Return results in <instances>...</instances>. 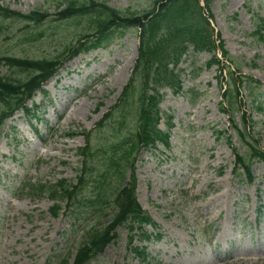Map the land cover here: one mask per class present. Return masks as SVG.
Segmentation results:
<instances>
[{"label": "rangeland", "instance_id": "obj_1", "mask_svg": "<svg viewBox=\"0 0 264 264\" xmlns=\"http://www.w3.org/2000/svg\"><path fill=\"white\" fill-rule=\"evenodd\" d=\"M156 1L110 0L109 6L124 15L141 14ZM54 2L0 0V7L13 11L29 14L42 7L54 16L32 27L34 34H44L36 42L23 38L22 24L0 18V57L55 58L89 29V17L57 22ZM212 13L216 33L241 73L262 83V110L255 108L244 89L241 100L257 123L254 131L264 149V43L248 37L256 29L254 16L264 19V0H214ZM138 42L139 32L127 30L106 50L76 58L45 86L46 96L37 93L29 103L40 107L41 124L18 112L0 129V264H56L61 256L74 264L81 242L78 231L83 226L79 229L66 203L59 217L53 218V202L47 197L22 196V186L77 178L82 169L78 150L86 144L80 133L95 131L119 103L133 74ZM189 55L191 59L181 66L182 79L184 91L194 90L196 99L163 91L161 128L165 130L168 118L173 117L172 149L144 151L136 166L138 201L159 225L163 239L137 240L135 245L147 247L149 255L141 261L131 253L128 229L120 228L118 239L91 264H264V163L253 164L255 182L251 185L234 177L235 157L227 135L218 141L216 133L227 132L241 153L246 148L236 139L229 118L219 111L218 68L203 70L196 77L191 64L204 66L211 56ZM14 72L0 66V76L20 81L30 76ZM136 106L121 114L127 128L135 123ZM119 117L114 114L106 130L95 131V139L119 137ZM100 168L95 169L97 178L93 174L89 179L94 182L89 195L96 193Z\"/></svg>", "mask_w": 264, "mask_h": 264}, {"label": "trees", "instance_id": "obj_2", "mask_svg": "<svg viewBox=\"0 0 264 264\" xmlns=\"http://www.w3.org/2000/svg\"><path fill=\"white\" fill-rule=\"evenodd\" d=\"M110 0H55L54 9L58 21H68L89 17V29L79 35L74 44L67 47L55 58H18L4 57L0 62L11 70L30 73L23 82L12 77H0V128L14 112L24 109L28 119H38V107L29 109L26 104L37 91L51 80L66 63L80 54L107 49L118 37L129 29L140 33L138 58L133 75L123 90L119 103L105 116L95 131H102L111 125L113 115L117 118L119 137L107 140L95 139V131L83 133L86 146L78 151L82 158V169L74 181L61 180L54 185L26 184V196L32 199L48 197L54 206L52 216L57 218L61 204L66 203L70 214L82 222V241L78 247L74 264H90L103 255L118 239V230L126 228L129 232V246L133 254L147 261L146 247L136 246L137 240L146 243L161 241L159 225L143 210L136 196V164L143 150L162 146L171 148V124L166 131L160 128L163 118L160 104L164 89L173 94H184L182 70L180 65L192 48L194 53H207L212 56L205 69L218 68L222 102L219 110L228 116L238 140L245 146L244 154L233 146L232 136L227 139L236 157L235 174L252 184L254 161L264 163V149L256 138L254 127L257 125L245 110L240 99L245 88L256 102L260 98L261 83L251 77L243 76L234 59L226 49L220 35L213 27L214 16L211 12L213 0H157L154 7L141 14L124 15L108 5ZM49 10L38 8L29 15L13 12L0 7L3 20L24 24L23 38L36 42L43 33H33L31 27L51 20ZM256 32L248 37H257L264 42V19L255 17ZM231 68L235 70H231ZM202 68L194 69L196 76ZM189 94L193 97L194 91ZM136 98V100H135ZM259 103V102H258ZM137 105L135 123L126 127L125 114L128 108ZM261 110L258 104L256 107ZM116 122L112 124L115 125ZM104 131V130H103ZM227 135V133H225ZM222 139L224 133L217 134ZM101 161V162H100ZM101 167L103 169L100 168ZM101 169L95 195L87 193L94 182L89 181L96 168ZM130 173V177H128ZM97 178V177H96ZM130 178V181L128 179ZM75 182V183H74ZM114 187V188H113ZM108 191L110 192L109 195ZM110 213L107 214V212ZM148 228L155 232L150 233ZM58 264H69L63 258Z\"/></svg>", "mask_w": 264, "mask_h": 264}, {"label": "bare ground", "instance_id": "obj_3", "mask_svg": "<svg viewBox=\"0 0 264 264\" xmlns=\"http://www.w3.org/2000/svg\"><path fill=\"white\" fill-rule=\"evenodd\" d=\"M236 257H237V256H235L234 258L237 259ZM234 258H233V259H234Z\"/></svg>", "mask_w": 264, "mask_h": 264}]
</instances>
